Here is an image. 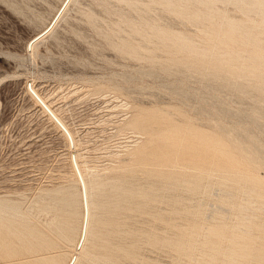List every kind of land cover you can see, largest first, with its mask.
<instances>
[{
  "label": "rangeland",
  "instance_id": "1",
  "mask_svg": "<svg viewBox=\"0 0 264 264\" xmlns=\"http://www.w3.org/2000/svg\"><path fill=\"white\" fill-rule=\"evenodd\" d=\"M63 1L0 0V201L16 205L0 221L9 238L0 264L43 254L27 251L32 229L55 243L54 264L70 261L77 236L62 237L59 227H78L82 218L76 154L95 203L78 264H105L106 256L115 259L110 264H208L213 248L220 252L212 264H224L234 233L252 238L253 249L264 248V235L258 239L264 206L247 194L256 182L264 188V163L250 159L253 149L264 151V91L257 89L264 84L258 63L264 60L263 9L224 0L214 10L190 7L195 13L185 19L159 0H76L54 32L29 51L28 42ZM228 19L252 27L246 38L222 42L195 23L220 27ZM155 30L162 37L146 41L144 32ZM251 72L257 75H241ZM139 116L156 122V130L133 126ZM174 127L185 132L181 142L162 136ZM188 130L218 137L230 155ZM245 174L247 181L232 179ZM195 177L199 184L191 189L184 182ZM245 201L250 206L238 216ZM251 219L256 224L239 231ZM179 240L190 243V254L173 245Z\"/></svg>",
  "mask_w": 264,
  "mask_h": 264
},
{
  "label": "bare ground",
  "instance_id": "2",
  "mask_svg": "<svg viewBox=\"0 0 264 264\" xmlns=\"http://www.w3.org/2000/svg\"><path fill=\"white\" fill-rule=\"evenodd\" d=\"M74 1H76V0H64L63 1L62 5L58 9V11H57L55 17L53 18V20L51 21V23L44 29V30H46L53 23V26L49 29V31L45 35H43L40 39H38L37 41L31 42L32 41V39H31L28 42L27 47H28L29 51H33L36 48H38V46L50 34H52V32H54V30L56 29V26L64 18L66 12L68 11V9L71 6V4L74 3ZM221 1H224V0H159V3L160 4H163L165 7L169 8L173 13L181 16L182 18L191 19V17L193 16V14L195 12H193L194 9H191L190 7H200L202 5H205L207 8L214 10L215 9V3L221 2ZM236 3L239 4V5H241V6H247V7H253V6L261 7L263 9V16H264V0H261L260 2H254V0H239V1L236 0ZM148 8H150L152 10L157 9V7L155 5H153V4H149L148 5ZM243 20H245V19H243ZM195 23H197L199 25H206L207 26V28L205 30L206 33L209 34L210 36L217 37L222 42H231V41L237 42L238 41L237 40V37H236L237 35H239L240 37H243V39H244V38H246L247 33H249V31L252 29L251 26L238 27V26H236L229 19L226 20V22L224 24H222L220 27H214V25L210 24L208 20H202V21L196 20ZM135 25H136V23H135ZM142 26H144V25H142ZM44 30H42L40 33H42ZM161 31L160 32L157 31V30H155L154 32L147 31V32H144L143 37H145V40L146 41H152L155 38H157V39L158 38H161L162 35H163V32H161ZM250 37L253 38L254 40H258V41L261 40L258 37V35H254V36H250ZM30 45H32V47H30ZM145 45H146L145 43L142 44L140 50H142ZM161 48L162 49H168L169 48L168 42H164L163 41L162 42V45H161ZM186 48H189L191 50L193 49L192 47H189V46H187ZM185 61H187L186 63H184V65L186 67H188L190 69H192L193 67H195V64L194 63H190L189 62L190 60H185ZM258 63H259V66H263L264 67V60H258ZM214 73L215 74H213V76L214 77H217L218 76V71L215 70ZM236 73H237V71H236ZM241 75H243V76H256L257 74L254 73V72H251V73H241ZM262 80H264V78H262ZM30 85H29V88L31 87V89L33 90L32 91L30 89V91L33 93V95L36 93L39 96V98L53 112V114L58 119H60L59 116L52 109V107L50 106V104L48 103V101L38 93V91L36 90L34 84L31 85V86ZM257 87H258L257 88L258 91H264V84H260ZM237 88L240 89L241 91H244V92H247L248 91V88H246V87H244L242 85H239V84L237 85ZM37 100H38V98H37ZM155 123L156 122H154L152 119H148V118L146 119L143 116H139V117H137L136 119H134L132 121V125L133 126H135L137 128H141V127L142 128H145L150 133H153L156 130L155 126H157V125H155ZM181 132H184V131L182 129H179V128H175L174 127V128L168 129L167 131H164L162 133V136L164 138L168 139V140H173V141L181 142L180 141V139H182ZM186 133L187 134H191L194 137H199V139H201V142L206 143L209 146H213V147L218 146L219 147L218 149H220V151H221L222 154L230 155V153H231L230 150H229V148H228V146L225 145L216 136L206 137V136H203V135L196 134L195 132H192L191 130H188ZM252 152H253L252 153V156L250 157V159L252 161L260 160L261 162L264 163V151L263 150L253 149ZM72 154H76V153L73 152ZM72 154H71V157H72ZM74 156L76 157V161H77L78 167L80 169V172L82 174L83 180L85 182L86 190H87V200H88V207H89V217H88V223H87V227H86L87 228L86 229V234L84 235L83 231H84L85 218H86L85 203H84V194H83V190H82V186H81L80 179L78 177V174L76 173L77 171H76V168H75V165H74V162H73V157H72L73 168H74V171H75V174H76L78 183L80 185L81 205H82L83 211H82V218L80 220V223H79V226L78 227L71 226V224H69V222H66L65 225H63L62 227H59L60 235L62 237L74 238V236H77V238L75 237L76 238L75 239L76 241L74 242V253L72 254V257H71L70 261L67 262V263H64V264H78L80 262V260L82 258V253L84 252V250L86 248V245H87V243H88V241L90 239L91 232H92V228H93V223H94V213H93V209H94L95 203H94V200H93L92 187H91L90 181L87 179V176L84 173V169H83V167H82V165L80 163L78 154H76ZM95 176H97V175H95ZM233 176L234 177H232V179L235 182H240L241 183V181L243 182V181H247L248 180V177L246 176V174L245 175H236V176L233 175ZM184 183L191 184V189H193V186H196V185L199 184V180L195 177V178H192V179H187V180L185 179V182ZM247 194L249 196H255L256 199H257V201H258V203H259V205L260 206H264V188H263V186H261V184H259V182H256V185H253V187H250V189L248 190ZM244 195H246V194H244ZM252 198H254V197H252ZM252 198H250V199L248 198V199L251 200ZM249 206H250V204H248L247 201H245V204L242 207H239V210H238V213L239 214H238V216L239 215L241 216V214L245 210H248ZM15 209H16V205H14V204H7L6 202L0 201V221H1L2 218H4V216L8 212L13 211ZM259 209H260V207H259ZM255 220L254 219H251L249 221V223L247 222L246 224L240 225L237 228L239 229V231H240V229H243V228L249 230V229H251V227L253 225L256 224ZM210 231L215 236H218V237L219 236H222V230L221 229L212 228ZM263 235L264 234H262V233L259 234L258 235L259 236L258 239H262L263 238ZM30 236L32 238L29 241V245L28 246H30V247H29V249L27 251H30V252H33V251L34 252H41L42 251L43 254L41 256H39L38 258H36V259H30V260L26 261L24 264H54L56 257H55V255H52L50 252H52V250L56 248L55 247V243L54 242H51L49 240L48 241L44 240V238L40 237V234H38V230H36V229H32L31 232H29L28 237H30ZM8 241H9V238L7 237V232L0 227V249L1 248H4V247L6 248V246L8 244ZM251 241H252V238H250V237L243 236V235H241L239 233H234L233 236H232V238H231V243L233 244L232 249H230L231 252H230V254H228L227 256H225L223 258V261L222 262L224 264H264V248H262L260 246V247H258L256 249H253L252 248ZM173 245H175L179 249L184 250L188 254L191 253V245H190V243L185 242L184 240H179L176 243H174ZM24 251H26V250H20V253L19 254H21ZM132 251H133L132 247L128 249L129 254ZM219 252H220V249L213 248L211 254L208 257L207 263L208 264L214 263V261L219 257ZM104 258H105L104 261L106 262L105 264L113 263L114 260H115V259H113L112 257H109V256L108 257L106 256ZM114 258H115V256H114Z\"/></svg>",
  "mask_w": 264,
  "mask_h": 264
},
{
  "label": "water",
  "instance_id": "3",
  "mask_svg": "<svg viewBox=\"0 0 264 264\" xmlns=\"http://www.w3.org/2000/svg\"><path fill=\"white\" fill-rule=\"evenodd\" d=\"M53 26V23L46 29L44 30L42 33H40L39 35H37L36 37H34L32 39L31 42H35L38 39H40L43 35H45L49 29ZM30 47H32V45H30ZM31 89V87H30ZM32 90V89H31ZM33 91V90H32ZM34 96H36V98H38V100L40 101V103L42 104V106L49 112V114L54 118V120L59 124V126L68 134L69 137H71L69 131L67 130V128L65 127V125L60 121V119H58L53 112L48 108V106L39 98V96L35 93ZM73 162L78 174V177L80 179L81 182V186H82V190H83V194H84V203H85V211H86V218H85V225H84V235L86 234V227H87V223H88V217H89V207H88V200H87V190H86V186H85V182L83 180L82 174L80 172V169L78 167L77 161H76V157L73 155Z\"/></svg>",
  "mask_w": 264,
  "mask_h": 264
}]
</instances>
